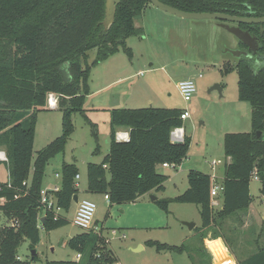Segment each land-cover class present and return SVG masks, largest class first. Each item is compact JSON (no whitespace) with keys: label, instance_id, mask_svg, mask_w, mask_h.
Wrapping results in <instances>:
<instances>
[{"label":"trees","instance_id":"1","mask_svg":"<svg viewBox=\"0 0 264 264\" xmlns=\"http://www.w3.org/2000/svg\"><path fill=\"white\" fill-rule=\"evenodd\" d=\"M160 1L185 11L264 15V0ZM148 3L149 0H119L113 23L104 29L101 21L105 0H0V150L6 155V161L2 162L8 173L5 181L0 180V214L8 221L0 224V264L116 262L101 233L93 230L78 233L66 242L80 254L78 260L40 262L37 254L33 259L30 255L22 260L16 248L24 237L34 248L39 242V226L50 230L66 222L61 215L53 219L49 213L40 214L44 165L64 149L73 130L71 113L79 111L85 115L82 102L88 93L91 67L119 48L131 55L125 39L142 33L134 25V18ZM241 27L249 29L247 24ZM90 49H95V56L88 63ZM263 49L264 45L260 50ZM233 66L238 77V99L251 107V129L223 134L224 155L230 161L224 162L221 207L214 209L210 203V175L196 169L186 172L187 187L183 192L168 199H154L166 211L170 201L199 205L201 223L194 226L198 233L193 243L177 246L149 242L158 249L178 252L191 248L195 256H200L197 261L189 256L193 264H210L203 241L220 236L216 228L222 225V219L234 215L242 221L236 215L251 203L249 182L253 169L264 193V62L256 66L255 58L240 56ZM48 93L58 95L62 131L33 157L36 116L47 108ZM181 111L160 107L109 109L108 152L99 163L86 164L87 190L108 194L110 204L134 201L152 190L163 191L166 176L157 166L163 162L180 165L190 144L186 135L178 144L169 139L170 130L182 125ZM89 124L96 138L95 124ZM119 127L127 129V140L116 138ZM32 158V178L28 181ZM59 173L61 185L52 194L60 209L67 210L77 193V167L62 162ZM236 264H264V244Z\"/></svg>","mask_w":264,"mask_h":264},{"label":"rangeland","instance_id":"2","mask_svg":"<svg viewBox=\"0 0 264 264\" xmlns=\"http://www.w3.org/2000/svg\"><path fill=\"white\" fill-rule=\"evenodd\" d=\"M134 25L140 27L142 33L125 39L131 55L119 48L91 67L88 93L82 102L85 115L79 111L71 113L73 130L64 149L45 163L40 188L60 187L61 163H74L80 176L75 179L76 195L78 200L85 198L95 203L92 229L100 232L106 240L107 248L116 259L114 264H193L189 256L196 261L200 259L193 249L182 252L158 249L156 244L149 242L177 246L193 243L198 229H189L184 223L200 226L199 205L170 201L166 211L151 196L168 199L183 192L187 187L186 172L189 169L209 175L214 172L220 181L224 163L212 170L209 162L212 159L225 161L223 134L250 131L251 107L248 102L238 99V77L233 66L237 57L231 52L240 48V44L216 20L180 17L150 3L134 18ZM94 56L95 49L88 50L87 62L90 63ZM255 65H259L257 60ZM184 79H193L196 85L189 101L183 100L176 87V83ZM112 80L117 81L107 85ZM214 85H219L221 91L212 89ZM139 107L187 108L190 117L182 124L186 136L190 137V144L182 163L186 162L189 167L172 179L159 165L157 170L166 176L163 191L152 190L134 201L110 204L103 193L87 190L86 164L99 163L108 152L109 109ZM89 123L95 124L96 138ZM61 131L60 110L46 108L38 111L33 157ZM32 171L33 158L28 181L32 178ZM170 171L180 172L179 165L170 167ZM7 178L6 167L0 162V180ZM249 194L251 211L256 212L252 218L244 223L234 215L226 217L216 228L220 236L204 239L210 264H236L237 260L264 244V193L260 191L259 181L250 178ZM76 204L72 201L67 210L59 212L66 221L64 224L50 230L38 227L39 242L34 248L40 262L79 259L76 251L66 243L70 237L85 232L72 224ZM246 211L248 208L243 212ZM6 223L8 221L0 214V224ZM30 245V240L24 237L16 248L20 259H28Z\"/></svg>","mask_w":264,"mask_h":264},{"label":"built area","instance_id":"3","mask_svg":"<svg viewBox=\"0 0 264 264\" xmlns=\"http://www.w3.org/2000/svg\"><path fill=\"white\" fill-rule=\"evenodd\" d=\"M201 77V75H198ZM176 87L182 96L184 101H189L193 94L196 91V85L193 79H184L180 80L176 83ZM58 106V95L54 93H48L47 96V104L46 107L50 109H55ZM190 114L187 108L182 109L179 118L182 122L189 118ZM116 138L118 140H127L128 139V131H116ZM185 137L184 127L183 125L175 126L170 130L169 139L171 142L180 141L182 142ZM0 161H6V155L3 150H0ZM230 161V157L226 156L225 161ZM222 162L220 159H212L209 163L212 169L215 168L216 165H219ZM163 167H177L174 163L163 162L161 164ZM78 174L75 175V179L78 178ZM250 178L259 181V177L257 175L256 169H253L250 173ZM211 186H210V203L214 209H218L221 207V192L223 189V185L221 181L217 180L214 172L210 175ZM77 186V183H76ZM58 187H54L52 189H41L40 190V205L43 214L49 213L52 215L53 219H57L61 211L60 207L56 204L55 197L53 196V192L57 191ZM104 199L106 201L109 200L108 194H104ZM220 199V201L218 200ZM77 206L74 212L72 224L80 227L84 231H90L92 229L94 213L96 210L95 203L90 199H80L76 202ZM15 224V221L13 222ZM80 257V254H77V258Z\"/></svg>","mask_w":264,"mask_h":264},{"label":"water","instance_id":"4","mask_svg":"<svg viewBox=\"0 0 264 264\" xmlns=\"http://www.w3.org/2000/svg\"><path fill=\"white\" fill-rule=\"evenodd\" d=\"M119 0H105V8H104V18L101 21L104 29H108L110 25L114 21L115 9L116 4ZM150 4L153 6L164 10L168 13L175 14L180 17L184 18H195V19H202L208 18L217 21V24L228 32L233 34L242 45L246 47V49H235L231 50L232 54L239 58L240 56L251 57L253 54L257 52L258 48V40L257 37L251 35L247 30L242 29L239 24H263L264 23V15L262 16H247V15H232L225 12H193V11H185L166 3H163L160 0H149ZM264 31V28L260 29V33ZM259 57L264 61V55H259ZM217 88L221 91V87L219 85H214L212 89ZM257 135H260L258 132ZM173 143L178 144L180 141H174ZM154 200L156 197L151 196ZM73 201L77 202L78 197L76 194L73 195ZM43 218H41L42 221ZM189 229H192L195 224L185 222L184 223ZM36 254L35 248H32L30 251L31 259H33L34 255Z\"/></svg>","mask_w":264,"mask_h":264},{"label":"crops","instance_id":"5","mask_svg":"<svg viewBox=\"0 0 264 264\" xmlns=\"http://www.w3.org/2000/svg\"><path fill=\"white\" fill-rule=\"evenodd\" d=\"M137 27V26H136ZM115 81H117V80H112V81H110L107 85H110V84H112V83H114ZM242 108H243V105H240ZM239 105L237 106L238 108H241ZM183 123V122H182ZM183 125V124H182ZM127 129L126 128H124V127H119V128H117V130L116 131H126ZM184 131H185V129H184ZM225 132V131H224ZM224 132H222V133H224ZM186 135V134H185ZM185 159V158H184ZM182 162H183V160H182ZM180 163V165H179V168H180V172L179 171H177V172H175V173H172L171 171H170V167H163V166H160V167H163V168H165V170L168 172V174L172 177V179L173 178H175L179 173H181V172H183L184 170H187L188 169V167H189V164H187L186 162H184V163ZM159 166V165H158ZM217 166V165H216ZM215 166V167H216ZM177 168V167H176ZM215 169V168H214ZM213 170V169H212ZM55 173H57L56 175H58V172H55ZM78 175H79V173H78ZM80 176H78V178H79ZM222 179H223V175H222V178H220V181H222ZM56 187H58V186H56ZM151 192V191H150ZM141 196H144V194L143 195H141ZM141 196H139V197H141ZM138 199V198H137ZM219 201H220V199H218ZM76 206L77 205H75V209H76ZM251 203H250V205H249V207H248V211H246V213H244V212H242V213H240V216L242 217V221L245 223H247V221H249L251 218H252V215H254L256 212L255 211H251ZM243 223V224H244Z\"/></svg>","mask_w":264,"mask_h":264},{"label":"flooded vegetation","instance_id":"6","mask_svg":"<svg viewBox=\"0 0 264 264\" xmlns=\"http://www.w3.org/2000/svg\"><path fill=\"white\" fill-rule=\"evenodd\" d=\"M241 24H239L240 27H241ZM247 25L249 26V29L247 28L245 30H247L251 35L256 36L257 40H258L257 52L255 54H253V56L248 57V58H255V60H257L258 62H264L259 57V55H264V49L262 51L260 50V48L264 45V31L262 32V34L260 33V29L264 28V23L263 24H254L256 26H252V24H247ZM242 29H244V28H242ZM239 44H240L241 49H246V47L244 45H242V43L239 42Z\"/></svg>","mask_w":264,"mask_h":264}]
</instances>
